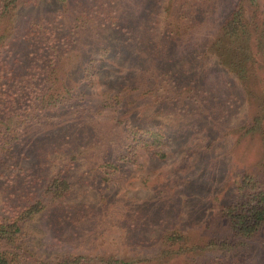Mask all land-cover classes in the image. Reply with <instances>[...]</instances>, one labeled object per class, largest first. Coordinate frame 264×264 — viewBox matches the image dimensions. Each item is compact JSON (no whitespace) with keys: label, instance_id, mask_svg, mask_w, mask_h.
I'll use <instances>...</instances> for the list:
<instances>
[{"label":"trees","instance_id":"obj_1","mask_svg":"<svg viewBox=\"0 0 264 264\" xmlns=\"http://www.w3.org/2000/svg\"><path fill=\"white\" fill-rule=\"evenodd\" d=\"M166 1L163 9L164 0H143L144 9L131 16L121 0H93L71 6L67 14L35 17L22 28L17 22L19 11L38 0H0V264H163L178 258L186 259V264H244V257L226 260L217 255H242L259 242L264 246L261 170L238 175L233 190L219 200L221 224L228 232L210 236L200 245L175 230L162 237L157 252L125 259L116 247L122 242L128 246L127 237L115 240L117 253L91 256L41 253L36 241V223L43 213L53 218L52 228H76L73 242L89 239L94 227L106 225L100 222L106 207L97 211L91 203L78 202L71 177L74 163L62 153L69 136L63 134L40 149L29 136L32 126L51 125L60 110L83 99L78 82L84 86L95 81L101 55L116 54L122 61L112 66L117 76L114 87L104 93V102H109L115 120L113 130L126 129L128 137H133L118 140L128 151L141 140L147 151H154L156 162L167 157L168 142L161 133L173 121L159 117L161 110L176 115L174 110L182 108L180 121L185 127L207 124L206 131L214 134L242 107L252 113L249 125L243 124L238 131L258 135L264 150V0H238L217 32L194 45L193 39L210 23L219 0ZM71 54L77 58L68 76L75 82L64 78L59 94L50 95V85L59 79L54 73ZM211 62L222 68L224 82L218 88L207 80ZM127 85L147 87L153 94L157 108L153 119L143 120L145 115L135 112L133 106L138 103L124 95ZM154 86L158 89L153 90ZM80 109V115L87 116V108ZM86 140L90 145L91 140ZM104 143L106 149L91 161L106 176L122 164L112 161L109 145L117 147L114 140ZM23 159L26 164L20 163ZM135 159L133 155L126 161L130 164Z\"/></svg>","mask_w":264,"mask_h":264},{"label":"rangeland","instance_id":"obj_2","mask_svg":"<svg viewBox=\"0 0 264 264\" xmlns=\"http://www.w3.org/2000/svg\"><path fill=\"white\" fill-rule=\"evenodd\" d=\"M92 1L38 0L36 4L19 11L17 22L24 28L35 17L48 14L58 16L59 11L67 14L71 6L75 8ZM142 1L121 0V3L125 11L133 16V12L138 14L144 9ZM168 2L164 0L163 9ZM237 2L238 0H219L210 23L199 29L192 44L204 42L214 35ZM164 18L162 15V19ZM63 22L67 24V15L63 17ZM75 56L76 54H71L65 57L62 66L54 73L55 79L57 76L59 79L50 85V95L59 94L63 89L64 78L67 82H75L68 76L73 61L77 58ZM101 58L103 62L97 67L99 75L94 78L95 81L84 86L78 82L81 87L79 97L83 99L75 106L60 110L51 125L32 126L29 136L39 149L44 144L52 145L63 134L69 136V140H66L69 143L64 144L62 153L67 154L65 158L70 163H74L71 166V177L74 185H77L78 202L91 203L97 211H103L106 207L100 222L108 225L96 226L89 239L75 238L73 242V235L78 231L76 228H60L55 225L52 228L53 218L48 213H43L36 223L39 232L36 241L42 246L41 253L54 251L82 256L113 251L117 253L114 249L115 240L122 242L127 237L128 246L122 242L116 249L121 251V258L131 259L157 252L162 237L171 235L175 230L199 245L210 236L226 233L227 229L222 227L219 215V200L225 193L233 190L234 182L241 172L264 171L261 138L258 135H241L238 131L243 124L249 125L252 113L250 109L242 107L241 110L234 111L233 114L236 115L229 121L226 120L222 129L214 134L206 131L207 124L199 125L196 129L190 125L185 127L180 121L184 118L182 108L174 110L176 115L169 114L167 110L159 111V117L165 118L166 122H173L166 123V128L161 133L164 141L168 142L165 150L167 157L160 161L156 159V162L153 158L154 151H147L141 140L135 147H131V151L119 143L118 140L123 136L130 138V141L133 137H128L126 129L117 132L113 130L115 120L109 102H104V93L107 88L114 87L117 74L112 69L113 64L122 61L116 54L112 57L101 55ZM208 69L211 75L207 80L218 88L224 82L220 73L222 68L211 62ZM152 89L156 90L158 87L154 86ZM124 95L131 96L138 103L133 107L140 117L145 115L143 120L153 119L157 112L156 99L148 92L147 87L138 89L127 85L124 87ZM238 95V99L241 98L239 88ZM80 107L87 108V116L80 115L83 112ZM196 123L199 124V121ZM84 127L87 129L83 130ZM86 139L91 140L90 145ZM109 139L117 144V147L112 143L109 145L112 147V161L121 163L122 168L117 171L110 169L109 174L103 176L104 170L95 169L93 161L106 149L104 142ZM93 140L95 145H92ZM133 155L136 159L129 164L126 158ZM20 163L26 164V161L23 159ZM96 218L99 222L98 217ZM223 254L217 256L226 260L244 257V264H264V246L261 242L252 244L242 255ZM172 260L163 264H186L184 258H178L176 262L175 259Z\"/></svg>","mask_w":264,"mask_h":264}]
</instances>
